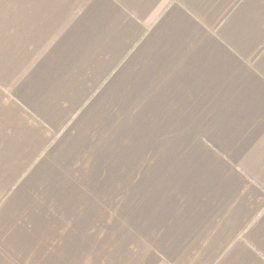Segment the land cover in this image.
<instances>
[{
	"label": "crops",
	"instance_id": "1",
	"mask_svg": "<svg viewBox=\"0 0 264 264\" xmlns=\"http://www.w3.org/2000/svg\"><path fill=\"white\" fill-rule=\"evenodd\" d=\"M0 264H264V0H0Z\"/></svg>",
	"mask_w": 264,
	"mask_h": 264
}]
</instances>
